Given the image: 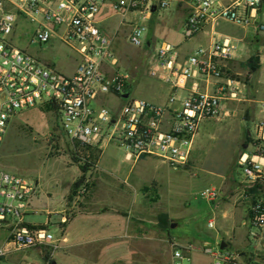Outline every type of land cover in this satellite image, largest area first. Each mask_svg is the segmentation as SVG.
<instances>
[{
    "label": "built area",
    "instance_id": "built-area-1",
    "mask_svg": "<svg viewBox=\"0 0 264 264\" xmlns=\"http://www.w3.org/2000/svg\"><path fill=\"white\" fill-rule=\"evenodd\" d=\"M167 1L0 0V152L16 111L37 108L54 117L58 132L70 142L78 163H90L80 149L101 150L114 141L127 150L129 159L152 156L174 170L183 168L190 160L201 124L228 118L234 105L243 101L244 92L241 80L228 68L229 61L235 59L231 37L212 38L207 45L200 44L187 55H181L175 44L166 41L157 44L147 37L146 21L158 8L166 7ZM185 6L188 10L182 24L185 39L218 20L240 26L255 25L264 32V0H188ZM105 8L120 15L123 25L127 15H134L128 20L129 43L149 50V76L167 84L170 90L164 104L130 94L133 75L117 57L115 32H107L102 25ZM23 23L31 32L28 44L59 42L69 49L74 55L71 73L18 46L27 32ZM109 97L116 100L114 107L105 102ZM249 136L255 150L242 153L238 167L245 175L242 182L251 185L258 180L264 182V120L252 121ZM84 190V186L79 188V196ZM37 192V180L0 167V227L7 230L0 247V261L9 260L11 264L55 261L61 240L46 225H34L24 219ZM218 195L215 187L207 186L200 191V196L208 201ZM247 222L261 248L263 198L249 205ZM208 226L213 227L212 220ZM220 243L182 246L173 240L170 264H191V251L207 257L210 264H264V259L258 256H244L227 248V243L221 248ZM24 251H34L42 262L20 260L19 253Z\"/></svg>",
    "mask_w": 264,
    "mask_h": 264
},
{
    "label": "rangeland",
    "instance_id": "rangeland-1",
    "mask_svg": "<svg viewBox=\"0 0 264 264\" xmlns=\"http://www.w3.org/2000/svg\"><path fill=\"white\" fill-rule=\"evenodd\" d=\"M176 1L168 0L166 7L158 8L146 21L147 37L157 44L166 41L179 47L182 43V50L207 45L213 34L221 39L231 37L235 57L241 61L233 73L245 83V100L234 105L228 118L201 124L189 162L177 170L152 156L128 160L123 146L114 141L106 143L98 166L96 163L85 175L87 183L95 184L94 189L80 196L77 192L71 199H67L71 185L81 170L72 161L70 142L58 132L51 114L37 108L17 110L4 135L0 167L37 180L38 192L24 219L46 225L61 240L54 254L56 264H170L173 240L182 246L204 242L216 245L224 240L231 250L264 259V245L260 248L247 222L253 196H263V192H247L250 186L242 182L245 175L238 167L240 155L255 150L247 129L252 128L253 112L260 119L258 111L264 102V68L253 73L245 59L264 48V32L255 25L218 20L197 36L185 39L182 22L187 9L184 0ZM106 8L102 25L107 32H115L117 57L133 75L130 94L158 104L165 102L170 90L167 84L149 76V50L129 43L128 20L134 15H127L123 25L120 15ZM22 28L27 32L18 46L65 73L72 72L74 55L67 47L59 42L28 44L31 32L25 23ZM108 105L114 107L116 100L109 97ZM207 186L218 189V198L208 201L200 196ZM161 214L169 221L165 229L157 225ZM209 220L213 227L208 226ZM6 235L7 230L0 227V247ZM63 237L66 242H62ZM19 255L20 260L42 262L34 251ZM190 255L191 264H210L207 257L193 251Z\"/></svg>",
    "mask_w": 264,
    "mask_h": 264
},
{
    "label": "trees",
    "instance_id": "trees-1",
    "mask_svg": "<svg viewBox=\"0 0 264 264\" xmlns=\"http://www.w3.org/2000/svg\"><path fill=\"white\" fill-rule=\"evenodd\" d=\"M246 65L249 68V70L255 71L258 68V54L255 55H251L250 57H248L247 61H246ZM247 138L251 141L250 136L248 135ZM77 146V145H76ZM78 147V146H77ZM80 151L82 152L83 156L87 158V160H90V163L87 162L85 164H81L78 163L77 159L73 156V162L77 163L80 170H81V174L75 179V181L72 183L71 185V189H70V194H69V199H71L74 195L77 194L78 190L80 187L84 186V193L87 191L91 192L92 191V187L94 189V185L95 184H91V183H86L85 180V175L88 171H91L92 168H95L96 163L99 159L101 150H96V149H80ZM53 154V153H51ZM91 167V168H90ZM250 187H248L247 192H254V191H259L262 190L264 192V182H261V180L256 181L255 183H252L251 185H249ZM89 193L88 195H86V198H89ZM263 198L264 201V196H253V200L251 201V204L255 201H257L258 199ZM249 211V207L247 209ZM68 219H66L67 222ZM157 225L162 228L165 229L169 226V221L168 218L165 214H161L157 217Z\"/></svg>",
    "mask_w": 264,
    "mask_h": 264
},
{
    "label": "crops",
    "instance_id": "crops-1",
    "mask_svg": "<svg viewBox=\"0 0 264 264\" xmlns=\"http://www.w3.org/2000/svg\"><path fill=\"white\" fill-rule=\"evenodd\" d=\"M176 1V0H175ZM188 0H184L183 2H184V4L183 5H186V2H187ZM177 3H178V0L176 1ZM105 11V9L103 10V12ZM106 11H107V9H106ZM103 12H102V15H103ZM187 12H188V10H186V13L185 14H183V22H184V20H185V18H186V16H187ZM101 15V17L103 18V21H104V16H102ZM183 22H182V24H183ZM209 27V26H208ZM207 28V27H206ZM259 30V29H258ZM203 32V31H202ZM202 32H200V33H202ZM261 32V31H260ZM200 33H198V34H200ZM197 34V35H198ZM197 35H195V36H197ZM183 36V35H182ZM212 38H218V37H215V35L213 34V35H210V39H209V41H208V43L210 42V40H212ZM187 39H191V38H187ZM176 45V44H175ZM200 45V44H199ZM202 45V44H201ZM205 45V44H204ZM198 46V45H197ZM196 47V46H195ZM194 47V48H195ZM179 51H180V53H181V55H187V54H189L194 48H192L191 50H182L183 49V44L181 43L180 45H179ZM255 54H258V68L255 70V71H253V73L254 72H256V71H259V70H261V69H263L264 68V48L262 49V50H260V51H258V52H255L253 55H255ZM251 56V55H250ZM249 56V57H250ZM248 59V58H247ZM247 59H245L246 61H247ZM241 61L240 60H238L236 57H235V59L233 60V61H229V63H228V68H229V70L231 71V72H233V70H234V66L235 65H237V64H239ZM241 87H242V89L244 90L245 89V83L244 82H242L241 81ZM244 92V91H243ZM166 100H167V98H166ZM166 100H165V102H166ZM243 100H245V98L243 99ZM248 100H250V102H251V99H248ZM105 102L108 104V99H106L105 100ZM165 102H163V103H161V104H164ZM253 102H254V100H253ZM261 107L262 108H260V110L258 111V117H260V119H257L256 117H254V112L251 114L252 115V118L253 119H251L250 121H255V120H264V117H263V115H262V112H263V110H264V102L261 104ZM249 132H250V129L248 128L247 129V134L249 135ZM254 148H255V145H254ZM101 153H102V150H101ZM101 153H100V155H101ZM126 155V154H125ZM99 158H100V156H99ZM126 159H128L129 160V158L127 157V155H126ZM139 160V159H138ZM98 161H99V159H98ZM98 161H97V166H98ZM129 183V182H128ZM131 183V182H130ZM134 185V184H133ZM135 186V185H134ZM70 194V193H69ZM67 199H69V195H68V197H67ZM68 202H69V200H68ZM89 204H90V202H89ZM93 212H95V211H93ZM107 212H109V211H107ZM107 214H115V215H121L120 213H118V212H116V211H112V212H109V213H107ZM122 217H124L123 215H121ZM125 218V217H124ZM62 231H65V229L63 228V230ZM67 241V238L66 237H63V239H62V242H66ZM61 242V241H60ZM60 244V243H59Z\"/></svg>",
    "mask_w": 264,
    "mask_h": 264
},
{
    "label": "water",
    "instance_id": "water-1",
    "mask_svg": "<svg viewBox=\"0 0 264 264\" xmlns=\"http://www.w3.org/2000/svg\"><path fill=\"white\" fill-rule=\"evenodd\" d=\"M125 96H127V94H124V97ZM225 245H226V242L224 240H222L221 243H220V247L223 248V247H225ZM52 264H56V262L53 261Z\"/></svg>",
    "mask_w": 264,
    "mask_h": 264
}]
</instances>
